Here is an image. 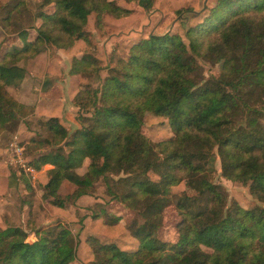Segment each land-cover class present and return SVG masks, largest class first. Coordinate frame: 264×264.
<instances>
[{"label":"trees","instance_id":"obj_1","mask_svg":"<svg viewBox=\"0 0 264 264\" xmlns=\"http://www.w3.org/2000/svg\"><path fill=\"white\" fill-rule=\"evenodd\" d=\"M119 1L39 0L29 12L33 22L40 20L30 24L35 33L29 40L18 45L28 27L6 29L13 43L0 47V137L34 112L9 90L26 74L19 61L46 46L68 51L79 41L90 49V15L100 29L106 15L123 18L136 12V5L149 11L154 0H123L134 5L130 8ZM29 3L0 4L3 28ZM191 8L173 13L186 20L182 15ZM182 31L141 32L126 45H115L105 63L90 51L72 56L68 73L99 83L81 85L71 99L91 119L70 134L58 117L40 118L45 136L22 143L49 146L28 161L37 170L52 165L42 199H60L64 184L77 199L101 182L107 201L121 209L93 204L91 217L115 226L133 215L126 231L137 240L134 248L85 236L92 264H264V0H213ZM199 59L222 67L206 75ZM146 114L166 117L173 136L151 141L142 128ZM216 159L221 176L247 186L257 203L245 209L217 186ZM10 165L15 172L9 185L24 180L30 188ZM78 168L85 170L79 174ZM182 181L195 191L174 195L171 188ZM170 204L180 218L172 241L158 236ZM76 248L75 235L61 221L0 228V264H77Z\"/></svg>","mask_w":264,"mask_h":264},{"label":"rangeland","instance_id":"obj_2","mask_svg":"<svg viewBox=\"0 0 264 264\" xmlns=\"http://www.w3.org/2000/svg\"><path fill=\"white\" fill-rule=\"evenodd\" d=\"M9 1L10 0H0V4H4ZM212 1L213 0H206L205 6L203 7V3L199 2L198 0H154L152 9L149 11H144L143 9H141V7H138L136 5L135 7H137V11L126 17L114 19L111 16L106 15L104 18V23L102 25L103 27L100 29L98 27H95L94 15L92 14L88 18V25L86 26V29L90 31L92 35H94V45L89 49L85 45H83V42H81V44L74 50L77 52L74 53L81 56L85 51H90L92 53L94 52L95 55L101 58L105 63V61L107 60L108 52H110L109 50H111L115 45H126L130 40H133L138 35H140L141 32L149 31L151 33L153 32L156 34H164L168 31H178L182 34V27L184 28L185 26H189V24H191V21L201 15L204 12L207 4L210 2L212 3ZM38 2L39 0H31V3H29L26 7H20L21 12L15 14L13 20L10 21L11 24L9 28H3V24L0 22L1 48L4 45H6V47H9L13 43V41H10V37L12 34L6 33V29L11 30L13 26V30L17 28L19 24L23 27L29 28V33L27 34L28 36L26 37V39L21 38L18 45H21L25 40L27 41L33 36L35 32L33 28H31L30 24L33 23L37 25L39 24L40 20L38 19L33 22L31 20L29 12L35 11ZM120 4L128 8L134 6L133 4L126 3L123 0L120 1ZM186 5H191L192 11H200V14L192 17V12H187L186 15H182L184 17H188L186 18V20L175 16L173 10ZM47 49L55 50L56 48L46 46L45 50ZM29 59L31 58L26 59L27 62L29 61ZM199 61L202 64L206 75H208V69L210 73L217 74L219 72V69L222 67L221 62L210 64L203 59H199ZM23 62H25V60L19 61L20 64H22ZM67 62L68 61L63 64V62L61 61H56L53 63L56 65V67H54L53 69L50 67V71L53 73L52 77H54L51 79H54L53 81L55 83L63 85L67 83L71 78L79 82L77 86L78 89L85 83H89L96 88V86L99 84L96 78H85L78 77L76 75H70L68 73L69 67L67 69ZM100 75L104 76L105 71H101ZM39 79H41V77ZM9 89L11 92L15 91L14 88ZM57 94L59 96V90H57ZM58 108H60V106L51 107V112L52 114H54V116H57V114H59ZM55 110L58 113H56ZM44 113L48 114V111H45ZM44 117L45 116H39L35 112H33L32 115H29L27 118L22 119L18 123L17 129L15 131L3 134L0 137V148L3 149L1 150L0 154V159L3 163L2 165H0V168L2 169L1 173H3V175H6L8 173L9 181L10 179H12L11 173L15 172V169L10 165L11 160L10 154L8 152L9 143L14 140L15 135H17L16 139L19 145L23 147L24 142L27 143V141L32 137H35V139H39L41 137L43 138L45 134L39 126L38 119H44ZM76 117L78 119V122L80 123V126L78 128H80L83 125L82 120H85L86 122L87 120L89 121L91 119V113L82 109L79 110V108H77ZM65 127L68 129L70 134L75 129H77L74 128L73 125L70 126L69 124ZM142 128L143 133L146 134V136H148L153 142L170 138L174 134L168 122V119L164 116H153L151 114H146L144 117ZM48 148L49 146L46 145V143L43 145H29L28 148L24 147V155L26 157V160L29 161L33 157L38 156V153L44 152ZM5 149L7 151V154L4 152ZM8 161L10 162V164ZM44 166L45 164L42 165L40 170H37L38 174L36 176L35 182L31 181V179L24 174V179L28 182L30 188H26V182L24 180L23 182H20L18 186H15V188H11L12 191L4 193L0 188V198L3 196L6 199L11 200L10 207H12V209H8L9 212H7L6 214H2L1 209H4V207H2L0 204V228H4L8 224H15L22 227L23 229L25 224H29L30 227L37 226V228H39L42 225L48 226L57 221H61L62 224L66 225L76 237L77 264L93 263V258L89 253V248H87V246L82 242L83 238L88 233L100 237L103 241H113L117 243V245L121 248L129 245L128 239L126 237L128 235L126 226H128L132 222V214L124 216L125 224L122 223L118 224L117 226H107L102 222L101 218L95 219L91 217L93 204H113L112 202L107 201L110 199V196L105 193L104 185L101 182H98L96 184L94 191L89 195H83L77 199H74V197L71 196V192L73 190L72 186L64 184L59 191L60 199L53 200L50 198L48 200H44L41 198L43 183H41L40 180L45 182L46 180L44 179L48 177V172H44L41 174L40 172L42 171V169H44L45 171H49L48 169H46L48 167L45 166L44 168ZM84 170V168H78L76 171L77 173L82 174ZM213 180L216 182L218 187L227 192L228 197L235 199L245 209L250 208L255 203H257L256 200L249 194L247 186H244L239 182L227 180L221 176L219 159H216L215 162V172L213 174ZM123 187L125 186H122L121 188ZM171 191L174 195H178L182 191L188 194H192L195 189L190 185L184 184V182L182 181L178 185L173 186L171 188ZM66 194L67 199L65 198ZM113 206L117 209H121L118 203H114ZM179 219V215L173 204H170L168 207H166L162 214V225L158 231V236L163 240L172 241L176 235L175 225ZM28 234V239H33L34 236L30 231H28ZM135 241L137 242L136 239Z\"/></svg>","mask_w":264,"mask_h":264},{"label":"crops","instance_id":"obj_3","mask_svg":"<svg viewBox=\"0 0 264 264\" xmlns=\"http://www.w3.org/2000/svg\"><path fill=\"white\" fill-rule=\"evenodd\" d=\"M80 44L81 43L79 41L76 42V45L71 50H68V51H65V50L63 51L59 49H55V50L52 49L53 50L52 51V50L47 49L39 53L38 55H36L34 58L29 59L28 62L27 60H25V62H23L22 64L26 68V74L23 80L20 82L19 86L17 88H14L15 91L13 92L10 91V92L19 101L25 104L33 105L34 112L39 116L40 115L45 116V117L54 116V114H52L51 112L52 111L51 107L60 106V108H58L59 114H57V116L55 117H58L64 126H67L69 124L70 126L73 125L74 128H78L80 126V123L78 122V119L76 117L77 108L74 105H72L71 99L74 96V94L77 92V89H78L77 86L79 82L70 78V80L63 85L59 83H55L53 81L54 79L53 80L51 79L54 77H52L53 73L50 71V67L52 69L56 67V65L53 64L56 61L57 62L61 61L63 62V64H65V62L68 61L67 62L68 64L67 69H68L71 57L79 56L78 54L74 53V52H77L74 50ZM40 77L41 79H39ZM10 88H13V87H10ZM57 90L60 91L59 96L57 94ZM56 110H57V107H56ZM45 111H48V114H45L44 113ZM56 113L58 112L56 111ZM15 137H17V135H15ZM1 150L3 149L0 148V154H1ZM4 152L7 154L6 149L4 150ZM2 164L3 163L1 162V159H0V165ZM45 166L48 167L46 169L50 170L49 168H51L52 165L47 163L45 164ZM1 171L2 169L0 168V180L2 179L0 181L1 190L4 193L12 191L11 188H15V187L9 185L8 173L6 175L5 174L3 175ZM44 172H49V171H45L44 169H42L40 174ZM39 180H40V177H39ZM44 180H47V178H45ZM40 181L43 184L46 182L42 180ZM10 203H11V200L6 199L3 196L0 198V204L2 207H4V209H1L2 214L3 213L6 214L7 212H9L8 209H12V207H10ZM126 237L128 239L129 245L126 247H122V248L124 249L133 248L137 244V242L135 241L134 238L128 235ZM82 242L86 245L85 237L83 238Z\"/></svg>","mask_w":264,"mask_h":264},{"label":"built area","instance_id":"obj_4","mask_svg":"<svg viewBox=\"0 0 264 264\" xmlns=\"http://www.w3.org/2000/svg\"><path fill=\"white\" fill-rule=\"evenodd\" d=\"M11 164L19 168V173L25 174L31 181L36 180L38 174L37 169L28 163L24 155V147L19 145L16 137L9 143V150Z\"/></svg>","mask_w":264,"mask_h":264},{"label":"water","instance_id":"obj_5","mask_svg":"<svg viewBox=\"0 0 264 264\" xmlns=\"http://www.w3.org/2000/svg\"><path fill=\"white\" fill-rule=\"evenodd\" d=\"M198 1L203 3V7L205 6L206 0H198ZM198 14H200V11H192L191 16L194 17L197 16Z\"/></svg>","mask_w":264,"mask_h":264}]
</instances>
